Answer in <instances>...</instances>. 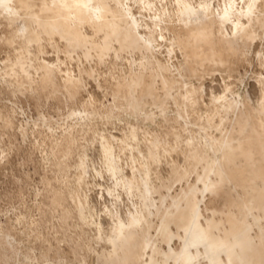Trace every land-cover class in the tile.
I'll return each mask as SVG.
<instances>
[{
    "label": "rangeland",
    "instance_id": "obj_1",
    "mask_svg": "<svg viewBox=\"0 0 264 264\" xmlns=\"http://www.w3.org/2000/svg\"><path fill=\"white\" fill-rule=\"evenodd\" d=\"M56 2L17 0L19 15H0V264H103L101 253L138 264L129 244L114 250L88 216V204L104 200L100 187L81 195L83 162L100 165V147L114 136L150 163L152 240L166 206L174 198L181 205L165 219L163 250L191 264L198 254L183 242L190 237L206 242L210 253L201 252L215 264H264V97L255 105L264 0L249 39H229L218 21L195 32L179 20L176 64L141 39L118 2L106 0L110 15L78 29ZM223 87L232 94L216 105L212 93ZM135 229L139 248L146 229Z\"/></svg>",
    "mask_w": 264,
    "mask_h": 264
},
{
    "label": "bare ground",
    "instance_id": "obj_2",
    "mask_svg": "<svg viewBox=\"0 0 264 264\" xmlns=\"http://www.w3.org/2000/svg\"><path fill=\"white\" fill-rule=\"evenodd\" d=\"M105 1L57 0L55 6L56 11L66 10L67 13H65L66 15L64 17H72V26L74 29H78L82 21L86 19L94 18L101 21L105 16L110 15ZM261 1L111 0V4L118 2L125 9L126 13L131 16L133 25L141 39L147 45H153L156 48L165 50L168 55L167 62L176 64L177 59L174 60V58L178 51H182V46L173 25L179 24V20H183L185 23L184 25L180 24L182 27L190 28L195 32H200L197 29L198 27H203L201 32H204L208 25L218 21L220 23V30L229 39L234 40L238 37L249 39L250 32L248 29L253 24L252 19L260 7ZM16 2L17 0H0V15L3 12L11 15H19ZM113 16H117L115 11ZM24 24L29 30L31 29L27 23L24 22ZM226 24H228L229 28L224 27ZM86 26L88 31L92 32L91 24H86ZM177 63H180L182 68L186 69V66L179 59ZM257 84L258 89H255V105L264 97V84L259 81H257ZM225 87L220 92L218 91V93L214 91L212 93L211 91L216 105L221 103L222 99L232 94L231 89L229 87L224 89ZM205 143L207 147L212 146L208 138L205 139ZM180 159H182V162H185L183 155L180 156ZM99 163L100 165L94 159L90 158L83 162L85 172L89 177V183L87 188L81 190V195L87 199L90 189L94 186L100 187V195L104 200L100 203V206L94 201L89 203L88 213L90 214L88 216L92 217L100 230L106 228V239L112 244L114 250L118 242L124 240L129 244L130 253L138 259V264H172V261L174 264H180L179 258L182 256V252L172 251L173 254L170 255L162 249L161 243L159 242L160 236H163L166 217H175L181 209V205L175 198L173 203H170L171 205L166 206L164 216L161 219L162 221L156 227L158 239L152 240V227L149 224V217L154 213L153 210L157 207L158 203L157 196L150 184V163L146 156L133 145L123 140H118L114 136L112 140L105 138V142L100 147ZM97 178H101L103 182L97 181ZM205 187L208 191V186ZM168 192L171 195L170 188ZM166 197H168L167 194ZM192 198L188 197L187 199L189 202L194 203ZM79 206L81 217L83 219L87 218L85 204L79 201ZM136 227L146 229L144 241L139 248L133 242L137 237ZM175 237L174 234H170L171 241ZM189 238H183L189 254H191V250L193 249L198 254L197 259L194 257L190 258V263L215 264V261L211 257L201 252L203 248L210 253V248L206 242L201 239L196 243H192L188 240ZM150 250L152 251L151 254ZM158 254H163L162 261L156 257ZM100 259L103 264H115L111 254L106 256L101 253Z\"/></svg>",
    "mask_w": 264,
    "mask_h": 264
}]
</instances>
